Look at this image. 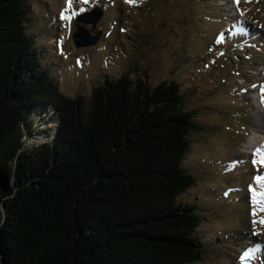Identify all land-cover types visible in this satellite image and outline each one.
I'll return each instance as SVG.
<instances>
[{
  "label": "trees",
  "instance_id": "16d2710c",
  "mask_svg": "<svg viewBox=\"0 0 264 264\" xmlns=\"http://www.w3.org/2000/svg\"><path fill=\"white\" fill-rule=\"evenodd\" d=\"M28 6L0 0V264L198 260L199 202L181 200L194 126L178 82L124 71L63 95Z\"/></svg>",
  "mask_w": 264,
  "mask_h": 264
},
{
  "label": "rangeland",
  "instance_id": "374dc122",
  "mask_svg": "<svg viewBox=\"0 0 264 264\" xmlns=\"http://www.w3.org/2000/svg\"><path fill=\"white\" fill-rule=\"evenodd\" d=\"M25 3L28 32L63 95L88 94L124 71L152 85L178 82L194 126L183 166L195 182L181 200L199 202L197 234L206 248L191 264H264V211L253 204V192L264 193L254 179L264 164L244 148L255 117L264 136V103L263 116L254 112L264 88V0ZM95 7L103 11L96 25H82L98 40L76 47V18Z\"/></svg>",
  "mask_w": 264,
  "mask_h": 264
},
{
  "label": "water",
  "instance_id": "95a60500",
  "mask_svg": "<svg viewBox=\"0 0 264 264\" xmlns=\"http://www.w3.org/2000/svg\"><path fill=\"white\" fill-rule=\"evenodd\" d=\"M103 12L99 8H94L91 11L83 13L76 18L75 32L72 34V39L76 47L78 46H91L96 43L99 37V32L96 36H89L87 29L82 24H91L92 27L96 25L101 18Z\"/></svg>",
  "mask_w": 264,
  "mask_h": 264
},
{
  "label": "snow or ice",
  "instance_id": "6c2138e0",
  "mask_svg": "<svg viewBox=\"0 0 264 264\" xmlns=\"http://www.w3.org/2000/svg\"><path fill=\"white\" fill-rule=\"evenodd\" d=\"M69 4L71 3V0H68ZM84 3H87L88 0H83ZM128 2H132V0H128ZM238 2V0H237ZM261 102L264 103V88H262V95H261ZM254 157H259V163L264 164V148H259L254 152ZM253 163H257V160L254 159ZM257 182L260 183L261 187L264 188V176H257L254 178ZM250 190H252L250 186ZM253 204L259 205L260 210L264 211V193H261L259 198H257V195L255 192H253ZM253 215L255 216V208L253 210ZM253 223L255 224L256 221L254 220ZM261 224H264V219H261ZM245 256L249 255V253H245ZM243 258V257H242Z\"/></svg>",
  "mask_w": 264,
  "mask_h": 264
},
{
  "label": "bare ground",
  "instance_id": "6f19581e",
  "mask_svg": "<svg viewBox=\"0 0 264 264\" xmlns=\"http://www.w3.org/2000/svg\"><path fill=\"white\" fill-rule=\"evenodd\" d=\"M255 103L258 104V107H254V112L257 114H262V105H261V101L259 99V97H255ZM257 114V115H258ZM264 119V116H263ZM255 125H253V128L251 129L250 133L246 136V143L244 145L245 149H252V151L254 150L255 147H258L261 145V143H263L262 137L259 133V128H260V121L258 117H255ZM253 122V123H254Z\"/></svg>",
  "mask_w": 264,
  "mask_h": 264
}]
</instances>
